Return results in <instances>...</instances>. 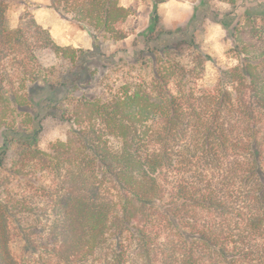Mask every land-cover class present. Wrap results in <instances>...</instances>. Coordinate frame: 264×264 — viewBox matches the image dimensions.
Here are the masks:
<instances>
[{"label": "trees", "instance_id": "1", "mask_svg": "<svg viewBox=\"0 0 264 264\" xmlns=\"http://www.w3.org/2000/svg\"><path fill=\"white\" fill-rule=\"evenodd\" d=\"M17 1L0 0V174L26 176L36 165L57 184L44 190L50 243L33 242L19 225L23 260L11 224L36 214V197L0 187V264H264V0L233 25L239 64L220 69L211 86L199 84L211 57L193 36L157 44L167 33L159 10L167 0H152L135 52L149 58L152 78L76 99L70 94L91 84L85 53L59 45L30 14L11 27ZM211 1L235 8L246 0ZM50 2L90 34L128 38L121 0ZM229 17L219 22L229 27ZM45 52L75 68L70 79L49 78ZM41 84L69 90L62 119L72 125L46 150L39 131L28 135L36 120L29 92ZM42 250L51 252L47 261Z\"/></svg>", "mask_w": 264, "mask_h": 264}, {"label": "rangeland", "instance_id": "2", "mask_svg": "<svg viewBox=\"0 0 264 264\" xmlns=\"http://www.w3.org/2000/svg\"><path fill=\"white\" fill-rule=\"evenodd\" d=\"M201 3L202 0H167L161 4L159 10L167 33L157 44L163 48L181 39L190 40L193 36L202 51L211 57L206 63L199 84L211 86L217 82L220 69L239 64L232 40V27L238 19L244 17L247 9L259 11L258 1L246 0L235 8L228 4L213 3L211 0H207L206 5ZM121 4L130 10V17L122 26L128 38L120 42L90 34L81 26L63 19L52 8L50 0H18L9 11L8 18L11 27L16 28L22 15L30 14L51 32L59 45L78 49L81 54L85 53L83 67L86 68L85 74L91 84L81 87L73 97L70 94L71 99L83 95L106 97L115 93L126 81L135 82L140 78H152V64L149 58L146 55H135V52L144 47L143 35L151 24L153 1L121 0ZM226 15L230 16L229 27L219 22ZM41 61L51 80L70 79L75 73L74 67L57 59L53 53H43ZM29 95L31 111L34 112L36 120L34 127L28 129V135L39 131V145L44 150L56 141H64L72 130V125L62 119L63 109L68 103L64 98L69 95V90L57 87L53 91L41 84L39 88L29 92ZM39 102H45L49 110L41 108ZM27 171L29 172L26 176L7 177L5 173L0 174V187L5 195H8L6 192L8 191L15 198L21 195L36 197L34 204L36 214L22 219L21 223L11 224L12 250L19 260L25 257V242L19 230L20 224L33 242L39 245L50 243V222L45 216L49 203L46 202L45 191L54 190L57 184L54 174L44 172L36 165H32ZM50 253L48 250H42L41 257L47 261L51 257ZM38 257L32 258L37 260Z\"/></svg>", "mask_w": 264, "mask_h": 264}, {"label": "clouds", "instance_id": "3", "mask_svg": "<svg viewBox=\"0 0 264 264\" xmlns=\"http://www.w3.org/2000/svg\"><path fill=\"white\" fill-rule=\"evenodd\" d=\"M220 51H222V49Z\"/></svg>", "mask_w": 264, "mask_h": 264}]
</instances>
